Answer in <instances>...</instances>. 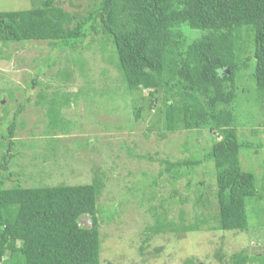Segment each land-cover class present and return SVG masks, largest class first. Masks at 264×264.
<instances>
[{
	"label": "trees",
	"instance_id": "1",
	"mask_svg": "<svg viewBox=\"0 0 264 264\" xmlns=\"http://www.w3.org/2000/svg\"><path fill=\"white\" fill-rule=\"evenodd\" d=\"M66 1L34 0L26 10L0 11V43L49 41L61 54L70 51L80 58L90 46L98 44L103 51L112 43L127 88L150 90L148 105L162 103L168 132L208 129L213 135L212 144L197 155L165 160L162 173L173 178L175 186L182 177L192 176L188 188H195L196 207L213 202L203 185L215 183V210L202 212L192 223L183 213L179 221L167 212L157 214L154 225L145 229V241L151 232H195L203 225L223 232L247 231L253 213L262 217L258 206L264 199V172L245 170L241 151L260 153L264 136L257 140L239 134L235 102L240 79L249 72L256 86L255 105L264 116V0H93L85 10L75 11L64 6ZM186 27L200 35L189 41ZM57 61L51 57L39 67L32 85H39V76H46ZM23 107L18 106L7 131L0 132V264H100L104 219L99 197L105 188L100 175L88 184L6 185L19 154L16 137ZM145 109L136 103L128 128L145 117ZM51 117L53 124L58 122L56 114ZM199 167L214 175L212 182L200 178L194 183ZM187 200L177 187L168 197L170 203ZM211 212L213 218L206 215ZM83 216H89L90 227L82 224ZM212 221L216 223L210 225ZM255 258L264 264V252L257 257L242 249L225 264H252ZM185 264L209 263L191 258Z\"/></svg>",
	"mask_w": 264,
	"mask_h": 264
},
{
	"label": "rangeland",
	"instance_id": "2",
	"mask_svg": "<svg viewBox=\"0 0 264 264\" xmlns=\"http://www.w3.org/2000/svg\"><path fill=\"white\" fill-rule=\"evenodd\" d=\"M72 2L68 0L64 6L75 11L85 10L93 0ZM34 4V0H0V11L26 10ZM184 30L189 41L200 35L187 27ZM52 47L49 41L40 40L0 43V132L7 131L19 105L24 103L25 109L18 121L19 154L11 164L14 175L7 186L88 184L100 175L105 182L99 197L104 219L100 264H185L191 258L225 264L242 249L257 257L262 255L264 199L258 206L263 208L258 212L262 217L253 213L247 231L223 232L203 225L195 232H151L146 242L145 229L154 225L157 214L167 212L169 218L179 221L183 213L186 222L192 223L202 212L215 210L216 186L208 170L199 167L194 179V183L200 178L209 183L212 178L210 185H203L205 195L213 201L206 207L193 203L195 188H188L192 176L182 177L175 186L173 178L162 173L165 160H183L207 149L212 144V132H168L162 123V103L148 105L150 90L127 88L112 43L103 51L98 44L90 46L91 51L85 50L81 58L70 51L61 54ZM54 56L57 63L46 76H39V85H32L39 67L42 69ZM250 77L248 72L240 79V95L235 102L237 127L244 138L258 140L264 136V116L255 105L256 86ZM137 102L146 106L145 117L128 128ZM52 114L59 118L55 124ZM258 130L260 137L255 136ZM2 150L0 145V154ZM241 158L245 170L263 174L264 150L255 153L254 149H244ZM174 187L188 198L185 204L168 201ZM206 215L213 218L215 212ZM81 222L91 225L89 216H83ZM252 264H262V260L255 258Z\"/></svg>",
	"mask_w": 264,
	"mask_h": 264
}]
</instances>
